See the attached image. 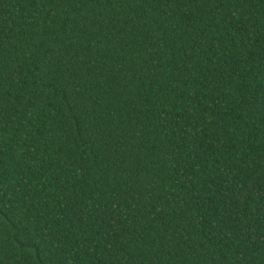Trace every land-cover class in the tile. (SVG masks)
<instances>
[{"label": "trees", "instance_id": "obj_1", "mask_svg": "<svg viewBox=\"0 0 264 264\" xmlns=\"http://www.w3.org/2000/svg\"><path fill=\"white\" fill-rule=\"evenodd\" d=\"M0 264H264V0H0Z\"/></svg>", "mask_w": 264, "mask_h": 264}]
</instances>
